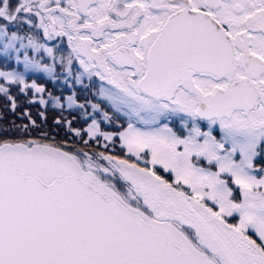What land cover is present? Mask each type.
Segmentation results:
<instances>
[{
	"label": "snow or ice",
	"instance_id": "obj_1",
	"mask_svg": "<svg viewBox=\"0 0 264 264\" xmlns=\"http://www.w3.org/2000/svg\"><path fill=\"white\" fill-rule=\"evenodd\" d=\"M0 57L13 112L30 71L106 82L127 127L86 132L136 158L0 139V264H264V0H0Z\"/></svg>",
	"mask_w": 264,
	"mask_h": 264
},
{
	"label": "trees",
	"instance_id": "obj_2",
	"mask_svg": "<svg viewBox=\"0 0 264 264\" xmlns=\"http://www.w3.org/2000/svg\"><path fill=\"white\" fill-rule=\"evenodd\" d=\"M29 79H32V77H28ZM36 83L44 85L45 89L52 93H57L56 89L50 88L51 83L43 78H38ZM7 86L10 89L9 95L16 98L17 108L13 112L7 96L0 94V128L9 129L6 135H0V139H11L15 141L36 139L41 143H50L56 146H64L63 142L67 141L68 145L74 146L66 148V150L70 151L76 147L85 145V140L89 142V136L86 132L87 128L85 127L89 120L84 122L85 117L89 118L88 116L76 114L71 109H64L63 107L42 105L38 98L33 97L32 89L28 90L25 94L20 92L19 85L7 84ZM33 99L35 102L30 103L29 101ZM25 110L36 121V126L31 125L27 116L24 115ZM41 112L44 113L43 117L40 115ZM57 120L60 123H57ZM65 121H71L73 128L80 129L81 136L77 137L70 132ZM23 125L29 126L27 131L23 130ZM92 139H90V144L92 143ZM84 148H87V146L85 145ZM160 174L166 178H170L169 174L164 173L163 170H160Z\"/></svg>",
	"mask_w": 264,
	"mask_h": 264
},
{
	"label": "flooded vegetation",
	"instance_id": "obj_3",
	"mask_svg": "<svg viewBox=\"0 0 264 264\" xmlns=\"http://www.w3.org/2000/svg\"><path fill=\"white\" fill-rule=\"evenodd\" d=\"M9 65L12 64L13 65V61H8ZM11 67V66H10ZM57 72H60V69L57 68L56 69ZM28 77H32V79L28 80ZM27 81L30 83L33 80H35L37 82L38 78H43L44 80H47L51 83L50 88L51 89H56L57 93H52L51 91L47 90L45 92H50L53 96L56 97H60V102L61 105L64 109H71L72 112L76 113V114H80V115H85V111H87V113L91 114L93 112V109L91 108L90 104L88 102H91V104H99L101 109H105L110 115H116V117H112V120L109 121L111 123H108V125L106 126V130H110L111 133H118L119 130L124 129L123 124L124 122V118L120 113H117L115 111L114 108H112V106H106L103 101H105L106 99L102 96L99 95V89L101 88V86L103 87H108L109 85H107L106 82H102L99 80L98 77H93L91 81H89L86 77L84 78V85H78L73 83H66L64 79L58 77L56 80H53L51 78H48L47 76H43V75H29L26 77ZM38 84V83H37ZM42 85V84H39ZM44 86V85H43ZM87 86V87H85ZM111 87V86H109ZM33 92V90H32ZM34 94V93H33ZM69 95H74V99L76 101V103L73 104V106L71 108L68 107V103L66 98ZM33 97L38 98V96H36V94H34ZM39 99V98H38ZM98 99V100H97ZM80 104H85L86 108L82 109L79 107ZM51 106V105H50ZM100 111H96L97 114H99ZM89 120V118L85 117L84 122ZM90 123V122H89ZM102 124L104 122H101ZM102 124L100 126H102ZM88 125V124H87ZM112 126V127H111ZM170 126H172L175 130L182 131L179 122L178 121H173ZM109 131V132H110ZM216 133H219L218 128L215 130ZM109 145L114 149L112 150V155H115L116 152H126V149H124L121 146V142L117 136H114L112 141H108ZM123 158V157H121ZM148 166V165H146Z\"/></svg>",
	"mask_w": 264,
	"mask_h": 264
},
{
	"label": "rangeland",
	"instance_id": "obj_4",
	"mask_svg": "<svg viewBox=\"0 0 264 264\" xmlns=\"http://www.w3.org/2000/svg\"><path fill=\"white\" fill-rule=\"evenodd\" d=\"M27 41H25V43H26ZM49 43H51V42H49ZM30 54H31V50H30ZM47 62H49L50 63V61H47ZM11 66V67H10ZM12 67H19V66H17L16 64H15V62L13 61V65L12 64H10L9 65V62L7 61H5L4 60V58L3 57H0V69H4V70H9L10 68H12ZM20 70H22V68H20ZM43 75V76H47L48 78H51L47 73H44V72H42V71H30V72H28V73H26V75H25V79L27 80V76H29V75ZM55 75L57 76V78L58 77H60V78H62V79H64V77H63V75L61 74V72H57V71H55ZM52 79V78H51ZM0 83H4V81H2V80H0ZM31 83V82H30ZM5 86L6 87H8L7 86V84H5ZM109 87V86H108ZM105 88H107V87H105ZM33 90V89H32ZM33 93L34 94H36V96H38V98H39V100L42 98L44 101H46V103L45 104H42V105H51V106H54L55 104H56V101L53 99V97H56V96H53L50 92H45V93H42V94H37V93H35V91L33 90ZM34 98H36V97H34ZM67 100V99H66ZM98 100V99H97ZM59 103L61 104V102L59 101ZM68 103V102H67ZM103 103L107 106H111V104H110V102L109 101H107V100H105V101H103ZM103 109V108H102ZM103 111H106L105 109H103ZM98 112V111H97ZM107 112V111H106ZM117 113H119V112H117ZM122 116H123V118H124V129L127 127V123H128V119H127V117L126 116H124L122 113H120ZM110 115V114H109ZM110 116H114L113 114L112 115H110ZM88 117H89V121H88V125L91 123V120L93 119V118H95L96 120H97V122H98V124L99 125H101L102 123L101 122H104L103 124H102V126H100V132H107V133H111V131L110 130H106L105 128H106V126L108 125V123H111V122H109V120H106L105 118H104V116H103V113L102 112H99V114H97L96 113V111L94 112H92L91 113V115H88ZM114 117H116V115L114 116ZM90 122V123H89ZM85 125V127L87 128L88 127V125ZM112 127V126H111ZM124 129H122V130H119L118 131V133L119 132H121V131H123ZM110 131V132H109ZM89 138V139H88ZM88 138H86V139H88L89 140V142H90V137H88ZM98 139H99V143H97V139L96 138H93L91 141H92V143L90 144L89 142V144L87 145V148H85V150H88V151H91V150H95V151H105L106 153H108V154H111L112 153V150L111 149H113L110 145H109V142L108 141H105L104 140V138H103V136H99L98 137ZM104 145H107V148H105L104 147ZM85 147V145H81V147H76V148H84ZM75 150V149H74ZM114 150V149H113ZM116 156H119V157H123L124 159H131V160H136V158L134 157V156H130V154H128L127 153V151L125 152V153H121V152H116V154H115ZM143 155V154H142ZM137 163H140V165L143 167V166H146L145 165V163L143 162V161H137Z\"/></svg>",
	"mask_w": 264,
	"mask_h": 264
}]
</instances>
